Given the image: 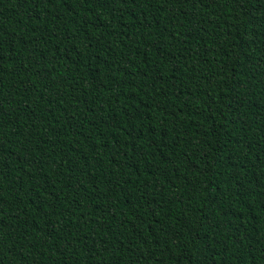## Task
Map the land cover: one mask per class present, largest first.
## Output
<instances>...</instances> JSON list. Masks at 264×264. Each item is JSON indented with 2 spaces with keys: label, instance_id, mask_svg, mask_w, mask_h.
<instances>
[{
  "label": "trees",
  "instance_id": "obj_1",
  "mask_svg": "<svg viewBox=\"0 0 264 264\" xmlns=\"http://www.w3.org/2000/svg\"><path fill=\"white\" fill-rule=\"evenodd\" d=\"M0 264H264V0H0Z\"/></svg>",
  "mask_w": 264,
  "mask_h": 264
}]
</instances>
